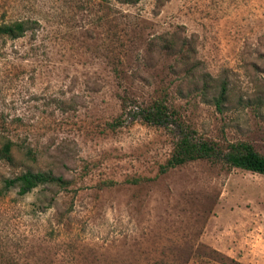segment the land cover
I'll use <instances>...</instances> for the list:
<instances>
[{
  "label": "rangeland",
  "instance_id": "1",
  "mask_svg": "<svg viewBox=\"0 0 264 264\" xmlns=\"http://www.w3.org/2000/svg\"><path fill=\"white\" fill-rule=\"evenodd\" d=\"M130 1L0 0V264H264V175L165 167L183 135L264 156V0Z\"/></svg>",
  "mask_w": 264,
  "mask_h": 264
},
{
  "label": "trees",
  "instance_id": "2",
  "mask_svg": "<svg viewBox=\"0 0 264 264\" xmlns=\"http://www.w3.org/2000/svg\"><path fill=\"white\" fill-rule=\"evenodd\" d=\"M122 3H129L130 0H121ZM27 31L26 21L6 22L0 18V37L10 39L20 38ZM226 87L223 85L221 93L214 102L217 108L225 101ZM136 116L146 124L175 128H180L178 119H174V113L169 112L164 102L156 101L152 105L145 108H137L134 111ZM12 146L10 141L5 142L0 147V161L12 162ZM229 150L223 152L213 145L195 141L187 135H183L176 143L174 150L167 161L165 167H175L185 162L198 159L218 158L229 166L239 168L245 171L264 175V156L258 154L250 145L245 143H237L230 145ZM47 173L42 172H24L11 178L3 179L1 192L8 193L11 189H17L18 195H25L37 186L48 181Z\"/></svg>",
  "mask_w": 264,
  "mask_h": 264
}]
</instances>
